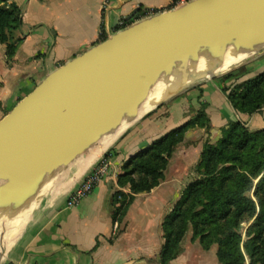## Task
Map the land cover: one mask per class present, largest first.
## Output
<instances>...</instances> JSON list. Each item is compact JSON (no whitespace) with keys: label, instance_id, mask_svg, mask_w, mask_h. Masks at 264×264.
<instances>
[{"label":"crops","instance_id":"obj_1","mask_svg":"<svg viewBox=\"0 0 264 264\" xmlns=\"http://www.w3.org/2000/svg\"><path fill=\"white\" fill-rule=\"evenodd\" d=\"M21 9V25L8 39L15 42L12 57L0 43V119L59 66L130 25L177 8L175 0H8ZM122 23V24H120ZM263 56V55H262ZM264 57L198 84L138 118L111 145L107 172L77 205L66 206L69 193L87 172L74 177L68 169L67 187L39 198L18 236L0 257V264H159L164 244L162 221L179 200L194 172L203 143H215L221 130L241 121L254 131L264 129V109L252 115L234 110L228 90L264 71ZM240 75V77H238ZM204 109L210 129L187 130L172 152L159 185L137 194L121 220L113 219L119 204L113 194L117 176L138 151L183 125ZM6 111V112H4ZM4 113V114H3ZM72 182V183H71ZM125 193L129 187L122 188ZM191 233V231H189ZM169 264H218L216 247L202 250L197 240L181 243Z\"/></svg>","mask_w":264,"mask_h":264},{"label":"water","instance_id":"obj_2","mask_svg":"<svg viewBox=\"0 0 264 264\" xmlns=\"http://www.w3.org/2000/svg\"><path fill=\"white\" fill-rule=\"evenodd\" d=\"M233 37L264 39V0H191L116 32L56 68L0 119V205L25 200L44 176L82 157L136 106L161 70L188 60L203 44L218 49ZM203 78L197 73L189 82ZM63 81L71 84L58 100L34 112Z\"/></svg>","mask_w":264,"mask_h":264},{"label":"trees","instance_id":"obj_3","mask_svg":"<svg viewBox=\"0 0 264 264\" xmlns=\"http://www.w3.org/2000/svg\"><path fill=\"white\" fill-rule=\"evenodd\" d=\"M20 25L21 9L8 0H0V43L6 44L8 58L16 50V43H8V39ZM229 76L226 74L225 78ZM227 90L234 110L254 114L264 107V72ZM208 122L201 109L126 161L117 176L119 189L113 194V203L119 204L113 212L114 220L124 217L135 195L159 185L186 130L208 129ZM194 172L197 178L186 186L162 221L165 241L159 264H169L180 254L181 241L189 229L192 240L198 239L202 250L216 245L218 264H245L246 259L248 264H264V129L252 131L238 121L229 124L221 130L216 143L203 145ZM126 186L128 193L122 191ZM252 219L243 232L242 224Z\"/></svg>","mask_w":264,"mask_h":264},{"label":"bare ground","instance_id":"obj_4","mask_svg":"<svg viewBox=\"0 0 264 264\" xmlns=\"http://www.w3.org/2000/svg\"><path fill=\"white\" fill-rule=\"evenodd\" d=\"M263 48L264 39L247 42L245 40L237 41L236 37L227 38L225 41L221 42L218 49L213 45L203 44L200 46L197 54L190 55L188 60L175 61L170 69L161 70L158 75L152 79L145 95L138 99L136 106L131 109H126L120 120L112 128L100 134L99 137L86 148L85 154L77 161L76 175L79 176L90 167L91 164H93V162L96 161L138 118L147 113V111L149 112V110L151 111L156 108L159 104L163 103L164 100H168L174 92V89L178 85L184 84L183 76H187V83L190 81L191 75L197 73H203L204 78H209L233 68ZM70 84V81H63L54 90L42 96L34 112L40 113L44 107L56 102L59 96L68 89ZM38 183L39 191H41L49 185V180H41V182ZM64 187H67V184L58 188L57 192ZM36 193H38V191ZM38 200L37 198L33 203L34 206ZM25 203L26 199L23 200V205L22 208L20 207V210L25 209ZM32 205H27V208L29 209Z\"/></svg>","mask_w":264,"mask_h":264},{"label":"rangeland","instance_id":"obj_5","mask_svg":"<svg viewBox=\"0 0 264 264\" xmlns=\"http://www.w3.org/2000/svg\"><path fill=\"white\" fill-rule=\"evenodd\" d=\"M263 55V56H262ZM261 57H264V48L259 50L258 52H256L254 55H252L250 58L246 59L245 61H243L242 63L234 66L233 68L231 69H228L226 71H223V72H220L217 74L216 77H207V78H203V79H200V80H197V81H191L189 82L186 86L182 87L183 85H178L175 89H174V92L172 93V97L174 96H177V95H180L181 93H183L184 91H188L192 88H195L198 84L200 83H203L205 81H208V80H212L214 78H217V77H220V76H224L226 75L227 73H232L233 71H237L238 73H244L243 69L246 65H249L250 63H252L253 61H256L258 59H260ZM264 59V58H263ZM264 72V71H263ZM262 72V73H263ZM238 77H240V75ZM244 82V81H242ZM33 90V89H32ZM178 92V93H177ZM177 93V94H175ZM175 94V95H174ZM27 95V94H26ZM25 95V96H26ZM170 96L169 99H171L172 97ZM168 99V98H167ZM168 99V100H169ZM167 101V100H166ZM164 100V102H166ZM163 102V103H164ZM155 109V108H154ZM264 109L261 108L260 110ZM259 110V111H260ZM152 111V110H151ZM149 110V112L147 111V113H145L144 115L148 114L151 112ZM257 111V112H259ZM6 112V111H4ZM256 113V112H255ZM4 114V113H3ZM7 113H5L6 115ZM142 115V116H144ZM248 115V114H247ZM252 115V114H251ZM141 116V117H142ZM192 119V118H191ZM208 119V118H207ZM209 121V120H208ZM200 120L197 122L199 123ZM240 123H242L244 126H246V124L244 122H241V121H238ZM209 123V122H208ZM231 124V123H230ZM229 126V125H228ZM130 127V126H129ZM247 127V126H246ZM193 128H203L204 129V133H208L209 129H210V126L208 129L204 128V127H193ZM227 128V127H226ZM191 129V128H189ZM187 129V130H189ZM225 129V128H224ZM186 130V132H187ZM185 132V133H186ZM185 133H184V136H185ZM221 136V134H220ZM220 138V137H219ZM218 141V140H217ZM216 141V142H217ZM208 142V141H205L203 143V145ZM215 142V143H216ZM209 143V142H208ZM212 144V143H210ZM214 144V143H213ZM111 145V144H110ZM177 147V146H176ZM203 147V146H202ZM113 148V146H110L105 152H103V154L96 160L93 162L92 167H94L96 164L99 163L100 160H102L103 158H106L108 156L105 157V154H108L110 153L111 149ZM86 150L83 152V154H85ZM80 158V157H79ZM79 158H75L73 161H71L68 165L66 166H62L60 167L59 169H57L56 171H54L53 173L47 175L46 177H44L43 179L41 180H49V185L45 188V189H42L41 191H39V186H38V182L35 186H33L32 188V193L30 196H28L26 198V203H25V209L24 210H20V207L22 208V205H23V201L22 200H16L15 204H4V205H0V257L3 255V253L9 248V246L12 244V242L15 240V238L18 236L23 224L25 223V221L27 220L28 218V215L31 211V209L34 207V202L37 200V198L39 199L40 197H42L43 195L45 194H48L50 192H56V193H59L61 192V190L63 191L66 187L62 188L59 192H57L58 188H60L62 185L64 186L66 183V179L68 178V172L67 170L70 169L71 166H75L77 168V161L79 160ZM90 168V169H91ZM71 171L74 170L73 167L70 169ZM122 173V172H121ZM62 175V177H61ZM74 177H77L76 175V172H75V175ZM262 175L259 177L261 178ZM41 180L39 182H41ZM258 179L254 180V183H257ZM1 183V182H0ZM2 184V183H1ZM0 184V185H1ZM35 187V188H34ZM38 187V188H37ZM37 188V189H36ZM36 189V190H34ZM38 191V193H36ZM40 193V194H39ZM252 193V192H251ZM39 196V197H38ZM32 197V198H31ZM31 198V199H30ZM35 199V200H34ZM30 204L32 205V207H30L29 209L27 208V205L30 206ZM3 209V210H2ZM28 210V211H27ZM11 212V213H10ZM4 216V217H3ZM3 221V222H2ZM253 221V219L249 222V223H243L242 224V227H243V232L246 231V229L248 228L249 224ZM189 231H191L189 229ZM187 232L184 236L183 239H185V241H187L188 238H190L191 241L192 240V232ZM182 239V241H183ZM197 240L198 242V239H195ZM194 240V241H195ZM181 241V243H182ZM199 244V243H198ZM212 246H215L216 245H212ZM217 249V248H216ZM216 253V252H215ZM216 257V256H215ZM245 264H248V260L246 259L245 261Z\"/></svg>","mask_w":264,"mask_h":264},{"label":"built area","instance_id":"obj_6","mask_svg":"<svg viewBox=\"0 0 264 264\" xmlns=\"http://www.w3.org/2000/svg\"><path fill=\"white\" fill-rule=\"evenodd\" d=\"M189 1L191 0H175V5L179 7ZM107 2L108 0H105V5ZM108 164L109 162L106 160V158H103L102 160L99 161L98 164H96L87 172L81 184L69 193L66 201L67 207H72L74 205H77L84 197H86L93 191L95 186L100 182V180L106 174Z\"/></svg>","mask_w":264,"mask_h":264}]
</instances>
